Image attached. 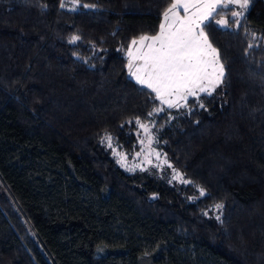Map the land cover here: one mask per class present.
<instances>
[{"label":"trees","instance_id":"obj_1","mask_svg":"<svg viewBox=\"0 0 264 264\" xmlns=\"http://www.w3.org/2000/svg\"><path fill=\"white\" fill-rule=\"evenodd\" d=\"M172 2L0 0V264H264V0L205 23L224 82L169 109L126 54ZM137 119L191 183L101 143L132 157Z\"/></svg>","mask_w":264,"mask_h":264},{"label":"snow or ice","instance_id":"obj_2","mask_svg":"<svg viewBox=\"0 0 264 264\" xmlns=\"http://www.w3.org/2000/svg\"><path fill=\"white\" fill-rule=\"evenodd\" d=\"M249 3L250 0H173L162 13V22L157 34L141 35L138 39L132 40V45L136 46V53L134 54L131 48L128 52L129 74L135 77L138 84L151 89L155 93V99L169 109L187 107L188 98H198L200 93L211 96L223 84L225 68L219 50L213 46L205 32V28L209 26L205 21L210 20L218 9H227L234 5L239 10L232 11L231 17L233 23L239 27L241 23L239 18L247 11ZM60 6L64 7L63 2ZM181 10L183 16L180 14ZM215 23L221 28L229 27L228 19L221 18ZM79 39V36H73L70 43H75ZM248 47L251 48L253 45L249 44ZM162 111H164L162 107L155 108L148 116ZM136 124L143 130L147 139L149 149L145 156L147 163H152L148 156L154 152L157 161H160L154 167L162 168L167 165L172 169V180L184 184L191 183L183 173L172 168V164L166 158L161 160L159 152L151 149L153 137L149 124L142 123L139 119L136 120ZM101 143L112 149L113 154L119 158L118 163L123 165L127 162V154L119 152L117 147H114L111 134L105 133L101 137ZM140 143L143 145L144 140ZM141 151L143 152L144 148ZM140 155L141 152L136 153V156ZM127 170L134 171L135 168L129 167ZM200 195H205L203 189H200ZM222 207L223 205H216L217 209ZM216 219L219 220L220 217L217 216Z\"/></svg>","mask_w":264,"mask_h":264},{"label":"rangeland","instance_id":"obj_3","mask_svg":"<svg viewBox=\"0 0 264 264\" xmlns=\"http://www.w3.org/2000/svg\"><path fill=\"white\" fill-rule=\"evenodd\" d=\"M65 8L68 9V10H70V11H75V10L78 9V5L76 3H74V2H71V3L67 4L65 6ZM154 95H155V93H154ZM163 106L167 108L166 105H163ZM149 127H150V131H152V128H151L150 125H149ZM138 135H139V142H138V144H139V147H140L138 152H141V155L140 156H136V153H135L134 155H132V157L128 158L127 162L125 164H123L122 166L125 167V168L134 167L135 169L154 168L159 173H161L164 170H166V171H168V174L172 177V169L168 168L167 165H164L162 168H156V167H154L155 164L160 163V161H157L154 152L150 156H148V158L151 159L152 163L151 164L147 163V161L145 159V156L147 155V153L149 151L148 146H147V139L145 137V134H144L143 130L140 129V128H139ZM141 140H144V144L143 145L140 143ZM142 148H144V151L143 152L141 151ZM151 149H154L155 152H158L154 148V144L153 143L151 144ZM163 159L164 158L161 156V160H163ZM136 165H140V167H135Z\"/></svg>","mask_w":264,"mask_h":264},{"label":"crops","instance_id":"obj_4","mask_svg":"<svg viewBox=\"0 0 264 264\" xmlns=\"http://www.w3.org/2000/svg\"><path fill=\"white\" fill-rule=\"evenodd\" d=\"M180 14H181L182 16L184 15L183 10H181ZM214 14H215V13H214ZM161 22H162V20H161ZM206 22H207V21H205V23H206ZM130 48H131V50H132V52H133L134 54L136 53V46H133L132 43H131L130 46H129V49H128V51H127V54H126V59H127V72H128V75L131 77V79L134 80V81L137 83L135 77L131 76V75L129 74V70H128V63H129V59H130V57L128 56V52H129ZM144 87H145V86H144ZM146 88H147V87H146ZM149 90H150V89H149ZM202 94H204V93H200L199 95H202ZM190 98H193V97H189L188 99H190Z\"/></svg>","mask_w":264,"mask_h":264}]
</instances>
